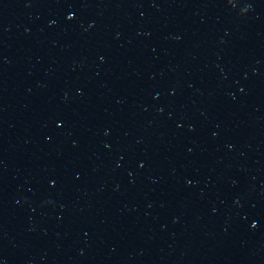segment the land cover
I'll list each match as a JSON object with an SVG mask.
<instances>
[{
    "label": "water",
    "instance_id": "1",
    "mask_svg": "<svg viewBox=\"0 0 264 264\" xmlns=\"http://www.w3.org/2000/svg\"><path fill=\"white\" fill-rule=\"evenodd\" d=\"M0 264H264V0H0Z\"/></svg>",
    "mask_w": 264,
    "mask_h": 264
}]
</instances>
